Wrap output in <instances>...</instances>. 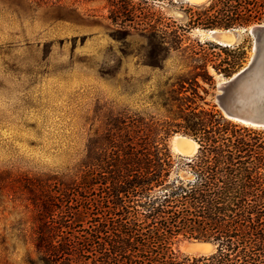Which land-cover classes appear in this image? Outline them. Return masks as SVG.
Listing matches in <instances>:
<instances>
[{"label": "trees", "instance_id": "1", "mask_svg": "<svg viewBox=\"0 0 264 264\" xmlns=\"http://www.w3.org/2000/svg\"><path fill=\"white\" fill-rule=\"evenodd\" d=\"M60 1V0H54ZM109 17L149 39L148 63L161 66L170 47L169 19L149 0H107ZM185 27L242 28L264 16V0H207L188 6ZM180 30V31H179ZM198 42V41H197ZM212 50H204L202 44ZM217 49V51L213 50ZM242 43L205 40L183 56L187 72L165 96L160 116L105 109L84 156L70 172L31 176L32 233L41 264H264V129L227 118L198 78L214 84L242 65ZM185 83L188 86H185ZM190 90V94L186 91ZM181 132L198 146L174 154ZM186 171V175L182 172ZM178 237L215 245L207 255H181Z\"/></svg>", "mask_w": 264, "mask_h": 264}, {"label": "rangeland", "instance_id": "2", "mask_svg": "<svg viewBox=\"0 0 264 264\" xmlns=\"http://www.w3.org/2000/svg\"><path fill=\"white\" fill-rule=\"evenodd\" d=\"M203 2L149 0L152 10L170 17L164 23L173 47L159 66L148 63L147 34L114 23L107 0H0V264H41L32 233L31 176L72 171L102 110L163 113L159 95L167 96L187 72L183 56L198 42L213 41L207 30L190 28L179 30L182 40L174 42L172 29L187 22L184 10ZM252 42L249 32L239 33L236 44L246 54L237 70L252 56ZM208 70L214 84L198 78L208 89L197 88L200 104L214 103L226 78ZM177 134L183 133L168 138L174 154ZM174 248L192 257L212 253L215 245L178 237Z\"/></svg>", "mask_w": 264, "mask_h": 264}, {"label": "water", "instance_id": "3", "mask_svg": "<svg viewBox=\"0 0 264 264\" xmlns=\"http://www.w3.org/2000/svg\"><path fill=\"white\" fill-rule=\"evenodd\" d=\"M239 29L251 34L253 54L245 66L217 85L219 92L215 95V103L227 118L264 129V22L242 28H213L208 31L213 41L229 46L237 43ZM180 135L193 139L186 134ZM176 145L177 153L182 156L190 157L195 153L184 139L176 141Z\"/></svg>", "mask_w": 264, "mask_h": 264}, {"label": "bare ground", "instance_id": "4", "mask_svg": "<svg viewBox=\"0 0 264 264\" xmlns=\"http://www.w3.org/2000/svg\"><path fill=\"white\" fill-rule=\"evenodd\" d=\"M189 1L192 2V3H197V2H200V1H203V0H189ZM240 32H241V30H238V34H237L236 38H238ZM207 34H208V37L212 38L210 31L207 30ZM222 81H224V80H222ZM179 139H184L191 145L192 153H194L196 151L197 146H198L197 142L195 140H193V139H190V138H187V137H182L180 134H177V135L173 136L172 147H173V149L175 151H177V152L179 151L178 147L176 145V141H178Z\"/></svg>", "mask_w": 264, "mask_h": 264}]
</instances>
